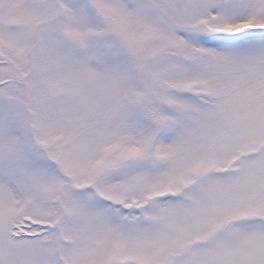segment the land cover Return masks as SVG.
<instances>
[{"label":"rangeland","instance_id":"374dc122","mask_svg":"<svg viewBox=\"0 0 264 264\" xmlns=\"http://www.w3.org/2000/svg\"><path fill=\"white\" fill-rule=\"evenodd\" d=\"M153 2L0 0V264H264V0Z\"/></svg>","mask_w":264,"mask_h":264},{"label":"flooded vegetation","instance_id":"af4514ba","mask_svg":"<svg viewBox=\"0 0 264 264\" xmlns=\"http://www.w3.org/2000/svg\"><path fill=\"white\" fill-rule=\"evenodd\" d=\"M45 1V0H44ZM48 2L52 1L57 3V0H47ZM80 5L83 7V11L85 10L89 15L91 14L92 17L96 19V29L106 30L110 32H118L127 29L124 26V16H133V18L138 17H148L150 19H155L159 14H162V10L157 8L158 4L154 3L153 0H114V2L110 0H79ZM117 4V7L111 5ZM64 2V5L66 6ZM44 5V3H43ZM62 4L58 6L57 3V10L60 8L61 10ZM108 6H112L113 10L110 11ZM67 7V6H66ZM132 8V15H130ZM122 10V12H121ZM137 11V13L135 12ZM129 12V13H128ZM49 17H42L40 18L33 26H40L43 24H52L54 20L58 17V14L51 12L47 13Z\"/></svg>","mask_w":264,"mask_h":264},{"label":"water","instance_id":"95a60500","mask_svg":"<svg viewBox=\"0 0 264 264\" xmlns=\"http://www.w3.org/2000/svg\"><path fill=\"white\" fill-rule=\"evenodd\" d=\"M262 32H264V30H262ZM262 32H259V33H262Z\"/></svg>","mask_w":264,"mask_h":264}]
</instances>
